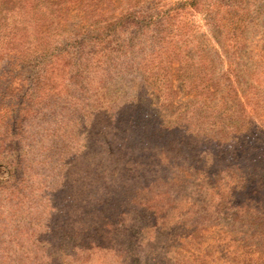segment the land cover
<instances>
[{
  "label": "rangeland",
  "instance_id": "1",
  "mask_svg": "<svg viewBox=\"0 0 264 264\" xmlns=\"http://www.w3.org/2000/svg\"><path fill=\"white\" fill-rule=\"evenodd\" d=\"M119 261L264 264V0H0V264Z\"/></svg>",
  "mask_w": 264,
  "mask_h": 264
},
{
  "label": "trees",
  "instance_id": "2",
  "mask_svg": "<svg viewBox=\"0 0 264 264\" xmlns=\"http://www.w3.org/2000/svg\"><path fill=\"white\" fill-rule=\"evenodd\" d=\"M163 14V16H165L166 15V13H162ZM161 14V15H162ZM164 18V17H163ZM110 33H113V31H110ZM99 40L103 43L104 42V40H101V36L99 37ZM168 42L169 41H167V42H164L162 39H161V44L160 45H164V46H166L167 44H168ZM161 48H162V46H159L158 48H155L153 51H157V56H156V52H153L152 54H151V59H155V56H156V58L159 56V51L161 50ZM168 48V47H167ZM167 48H165V49H167ZM100 52V51H99ZM56 57V56H55ZM110 57V56H109ZM169 62H170V60H168ZM52 63V60H50L49 61V64H51ZM102 62H99V63H97V64H101ZM149 64H151V66H155L156 64H157V62L155 61V60H151L150 61V63ZM145 67H149V65H148V63L146 62V63H143V68L142 69H144L145 70ZM46 70V68H41V71L42 72H46L45 71ZM37 71H39V70H37ZM146 75H147V80H149L148 82H149V84H151L153 87L154 86H157V88H158V86L162 83V85L163 86H165V83L163 82V81H160V80H158L159 78L158 77H156L155 75H149V74H147V71H146ZM43 78V77H42ZM203 78H205V79H203V80H201L202 82H201V84H200V86H198L197 88H196V90H197V93H196V96L195 97H197V99L198 100H200L201 102H206V101H208L209 99L207 98L209 95H212L213 97L214 96H216V94H217V92H218V90H219V87L220 86H218V82L217 81H215L214 80V77H207L205 74H204V77ZM42 87V86H41ZM40 87V88H41ZM161 86H159V89H157L156 87H155V89H157L158 91H160L161 90V88H160ZM37 89H39V88H37ZM38 96V95H37ZM212 96H210V98L212 97ZM136 192H139V191H136ZM123 193V192H122ZM119 194H120V191H119ZM135 194V191H133V192H131V196H128V192H124L121 196L120 195H117V196H114V198H113V201L114 202H119L120 201V199H122L123 197H127L128 199H131V198H133V195ZM137 201H139L138 200V198H135ZM134 200V199H133ZM189 224V222L188 221H185L184 223H183V226H187ZM83 249H89V247H85V248H83ZM118 264H121V261H119L118 262ZM176 264H184V262H180V261H178Z\"/></svg>",
  "mask_w": 264,
  "mask_h": 264
}]
</instances>
